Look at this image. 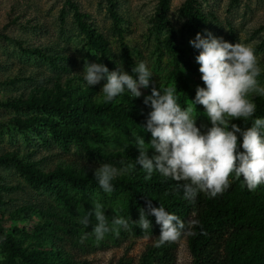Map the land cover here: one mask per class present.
Returning a JSON list of instances; mask_svg holds the SVG:
<instances>
[{"label":"rangeland","instance_id":"rangeland-1","mask_svg":"<svg viewBox=\"0 0 264 264\" xmlns=\"http://www.w3.org/2000/svg\"><path fill=\"white\" fill-rule=\"evenodd\" d=\"M188 1L168 0L167 22H163L158 17L161 0H0V153L34 164L43 172H54L56 167L69 164L94 173L103 164L78 140L56 139L47 125L31 123L40 117L53 119L58 128L84 126L99 132L105 141L87 144L105 158L133 146L135 135L149 142L151 134L142 131V124L130 119L116 122L105 111L86 117L75 115L71 120L44 109L9 108L6 104L26 97L32 90L66 84H71L81 100H91L95 106L104 103L101 89L105 82L90 88L83 80L85 60L103 63L109 70H115L116 62H121L130 74L132 67L146 62L154 76L153 85L141 90L143 99L151 94L152 86L175 85L171 77L175 53L167 43L169 25L175 34V45L186 55L187 64L179 63V72L195 94L203 82L195 60L199 51L189 44L196 32L190 29L183 9ZM192 1L208 17L207 32L229 43L251 45L264 65V0ZM94 39H100L103 45L94 44ZM260 80L264 83V74ZM177 94L181 107H185L190 99L183 98L179 88ZM129 99L125 93L111 102V107L125 105ZM258 99L264 97L256 98V103ZM197 112V126L206 130L210 122L203 106H197ZM17 120L23 127L16 125ZM233 123L243 127L242 121ZM55 182L76 205L61 202L51 188L20 173L13 164L0 166V226L4 236H16L24 252L31 253L39 245L30 238V232L44 230L46 219H50L52 229L47 230V235L51 241L46 246L56 248L62 256L85 264L141 263L156 237H133L122 230L96 241L90 234L92 224L85 229L79 222L97 202L103 204L109 220L113 216L127 217L124 196L105 193L96 185L77 186L62 179ZM15 228L21 229L24 236L16 235ZM85 232L89 236L81 242ZM3 241L0 240V264H7ZM174 244V264H192L186 236Z\"/></svg>","mask_w":264,"mask_h":264},{"label":"clouds","instance_id":"clouds-1","mask_svg":"<svg viewBox=\"0 0 264 264\" xmlns=\"http://www.w3.org/2000/svg\"><path fill=\"white\" fill-rule=\"evenodd\" d=\"M189 44L199 51L195 60L200 65L203 86L196 87L195 97L183 108L176 83L151 87V94L143 99L151 111L146 123L140 126L143 132L151 134V140L146 143L141 135L134 138L132 145L139 153L134 164L117 167L103 163L95 169L94 178L103 192L112 193L113 181L137 166L146 174L145 179L158 173L175 181L189 204H194L201 193L210 199L223 194L232 177H242L249 191L264 185V116L255 115L256 98L264 97L261 57L249 44L229 43L207 31L197 32ZM116 65L115 70H109L103 63L84 61L81 73L86 85L93 88L105 82L101 89L104 103H111L125 93L133 100L140 98L141 90L153 85L154 74L146 62L132 67L131 74L121 62ZM197 106H203L210 122L206 130L197 126ZM234 120L250 122V126L241 127ZM92 205V211L86 212L79 222L85 229L92 224L90 234L96 241L130 229V218L113 216L109 220L103 204ZM152 216L160 225L157 247L195 235L193 229L199 224L197 220L182 221L163 205L155 207L151 201L146 209L140 208L139 218L134 222L147 233L152 229L149 219ZM88 236L85 232L81 242Z\"/></svg>","mask_w":264,"mask_h":264},{"label":"trees","instance_id":"trees-1","mask_svg":"<svg viewBox=\"0 0 264 264\" xmlns=\"http://www.w3.org/2000/svg\"><path fill=\"white\" fill-rule=\"evenodd\" d=\"M168 3V0H161L159 4L160 15L158 17L163 22H167L165 13ZM183 9L188 18L190 29L203 34L209 21L207 15L200 8L195 7L192 0H189ZM169 27L167 43L175 53V66L171 77L181 90L183 98L193 99L195 94L179 72V63L187 64L185 51L175 45V34L171 31L170 25ZM94 44L102 46L103 42L100 39H94ZM39 90H32L26 97L21 96L14 101H9L6 107L44 109L50 114L70 117L71 120L75 115L86 117L105 111L116 122L130 119L142 125L146 123L147 115L151 111L144 105L141 97L134 100L131 98L127 104L118 107H111V103L95 106L91 100H81L82 97L73 90L71 84L56 85L50 90ZM130 105H132L131 108ZM255 115H264L263 99H258ZM15 123L18 127H23L21 120H17ZM31 123L47 125L50 134L56 139L67 137L78 140L90 155H96L103 163H110L117 167L134 164L139 154L133 145L125 147L110 158H105L96 149L89 148L87 144L88 141H105L99 132L91 128L84 126L58 128L53 119L46 117L32 119ZM242 124L243 127L250 126V122L242 121ZM118 144L123 145V141L118 140ZM10 163L20 173L38 183L47 185L61 202L70 206L76 205L74 199L67 191L58 188L55 179L66 180L77 186H99L94 178V173L87 172L81 167L62 164L56 167L54 172H43L34 164H25L16 160L11 154L0 153V166ZM145 175L142 168L137 166L113 181L114 191L112 193L117 196L122 195L126 200L127 218H130V229L125 231L126 235L139 238L159 237L160 225L156 223L154 216L149 218L152 229L147 233L142 232L134 222L139 218L140 208L146 209L147 202L151 201L155 207L163 205L168 212L176 214L182 221H199V224L193 229L195 235L186 236L192 264H264V185L254 191H249L242 177H232L229 189L223 194L210 199L201 193L194 204H189L182 198V190L177 187L175 181L163 178L158 173H154L151 179H145ZM46 221L44 230L28 233L30 238L35 239L39 245V249H35L31 253L24 252L21 248V241L16 236H4L0 226V237H4L3 247L6 252L7 264H19V262L21 264H85L62 256L56 248L46 246L51 241L47 230L52 229V220L46 219ZM13 231L16 235H23L21 229L15 228ZM40 231L41 236H39ZM174 243L157 247L155 242L154 246L143 254L140 264H174Z\"/></svg>","mask_w":264,"mask_h":264}]
</instances>
